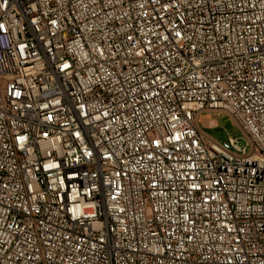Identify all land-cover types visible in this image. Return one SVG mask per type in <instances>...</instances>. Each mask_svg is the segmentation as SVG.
Masks as SVG:
<instances>
[{"label":"built area","instance_id":"obj_1","mask_svg":"<svg viewBox=\"0 0 264 264\" xmlns=\"http://www.w3.org/2000/svg\"><path fill=\"white\" fill-rule=\"evenodd\" d=\"M0 264H264V0H0Z\"/></svg>","mask_w":264,"mask_h":264},{"label":"rangeland","instance_id":"obj_2","mask_svg":"<svg viewBox=\"0 0 264 264\" xmlns=\"http://www.w3.org/2000/svg\"><path fill=\"white\" fill-rule=\"evenodd\" d=\"M212 121H215V123L212 124ZM200 125L210 137L220 143H225L229 137H243L240 128L226 113L203 115L200 118ZM245 143V141L240 142L242 146H244Z\"/></svg>","mask_w":264,"mask_h":264},{"label":"crops","instance_id":"obj_3","mask_svg":"<svg viewBox=\"0 0 264 264\" xmlns=\"http://www.w3.org/2000/svg\"><path fill=\"white\" fill-rule=\"evenodd\" d=\"M213 123L212 124H214L215 123V121H212Z\"/></svg>","mask_w":264,"mask_h":264}]
</instances>
